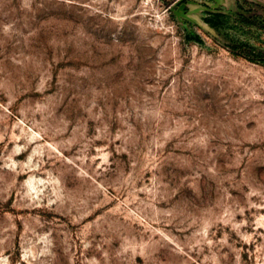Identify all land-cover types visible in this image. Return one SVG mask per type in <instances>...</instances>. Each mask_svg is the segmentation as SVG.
Here are the masks:
<instances>
[{
  "label": "rangeland",
  "instance_id": "rangeland-1",
  "mask_svg": "<svg viewBox=\"0 0 264 264\" xmlns=\"http://www.w3.org/2000/svg\"><path fill=\"white\" fill-rule=\"evenodd\" d=\"M0 264H264V0H0Z\"/></svg>",
  "mask_w": 264,
  "mask_h": 264
}]
</instances>
